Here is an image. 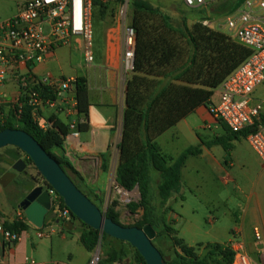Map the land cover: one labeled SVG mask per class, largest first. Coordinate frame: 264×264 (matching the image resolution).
<instances>
[{
    "label": "trees",
    "instance_id": "16d2710c",
    "mask_svg": "<svg viewBox=\"0 0 264 264\" xmlns=\"http://www.w3.org/2000/svg\"><path fill=\"white\" fill-rule=\"evenodd\" d=\"M243 1L227 0L220 7V14L231 12ZM96 5L93 0V6ZM211 10L217 13L215 8ZM130 26L136 32V44L133 70L124 88L114 181L126 192L131 193L137 189L139 193L138 202L127 204L130 212L142 210L140 221L132 227L142 229L151 226L156 231L152 243L154 246L155 242L166 245L165 254L155 248L163 257H170L167 264H212L215 259L230 264L232 256L222 246L207 245V253L200 258L196 255V249L187 247L182 240L173 237V224L167 219L170 209L166 205L180 191L181 171L187 159L198 155L199 150L188 149L176 160H172L162 155L155 141L198 108L210 107L215 90L249 57L250 51L229 36L202 25V22L188 26L182 20L175 26L167 16L139 1L131 3ZM74 85L76 110L78 114L87 117L89 104L86 80L76 78ZM33 90L42 96L48 94L40 86ZM20 93L17 105L4 120H0V132L20 130L30 135L91 201L82 191V181L71 164L62 156L55 155L70 134L68 126L51 116L41 127L33 119L34 108L29 104L27 96L22 91ZM262 122L264 124V116ZM220 125L225 136L213 143L220 145L226 153L231 150V141L246 138L251 132L247 130L235 134L223 124ZM79 127L80 131L87 129L86 124ZM27 163L33 165L28 158ZM153 174L159 179L156 183L159 214L156 213L153 200ZM58 198L61 205L65 206L62 199ZM116 205L112 203L104 214L120 225L114 211ZM97 207L100 208L99 205ZM18 210L21 217L12 222H4L6 230L19 233L30 228L24 213ZM72 219L77 220L73 215ZM82 227L79 242L88 253H92L99 243L108 238L84 224ZM108 247L107 258L100 264H145L139 253L127 243L112 239Z\"/></svg>",
    "mask_w": 264,
    "mask_h": 264
},
{
    "label": "built area",
    "instance_id": "2783aa9c",
    "mask_svg": "<svg viewBox=\"0 0 264 264\" xmlns=\"http://www.w3.org/2000/svg\"><path fill=\"white\" fill-rule=\"evenodd\" d=\"M16 14L0 22V88L8 76L18 79L20 92L28 98L34 108L33 119L36 121L43 108H55L66 115L76 113L75 99H65L64 94L73 92L75 79H63L45 76L38 79L32 68L54 57L55 52L64 47L81 45L84 60L88 66L94 62L92 8L93 0H15ZM188 8L208 10V7L221 0H182ZM121 28V47L123 53L122 70H133L136 32L126 22V9L119 13ZM223 29L229 37L250 51L249 57L239 65L215 90L218 102L210 107L209 113L216 122L226 126L231 133L250 130L246 136L249 146L264 164V111L260 102L253 95L264 84V0H244L223 18ZM202 25L209 27V21ZM48 91L46 96L35 92V87ZM21 96V93H20ZM60 102L66 108L57 106ZM69 106V107H68ZM68 107V108H67ZM44 127V126H41ZM69 132L77 138V125L70 123ZM115 192L125 199L128 193L114 186ZM51 199V213L55 218L40 229L34 227L31 232L37 240H50L72 223V214L61 205L56 193L46 188ZM130 202V201H129ZM1 244L10 248L22 238L30 236V230L12 232L0 224ZM239 231L233 230L231 240L223 249L231 256L230 264H254L246 253L243 243L238 239ZM257 253L264 255L260 234L254 230ZM261 247V248H259ZM100 243L91 253L88 264L101 263ZM24 264H41L25 258ZM68 264V263H53Z\"/></svg>",
    "mask_w": 264,
    "mask_h": 264
},
{
    "label": "rangeland",
    "instance_id": "374dc122",
    "mask_svg": "<svg viewBox=\"0 0 264 264\" xmlns=\"http://www.w3.org/2000/svg\"><path fill=\"white\" fill-rule=\"evenodd\" d=\"M139 1L147 4L152 9L158 10L162 15L167 16L171 23L178 26L182 20H185L188 26L197 22L214 21L210 28L216 31L220 30L223 24V18L226 14H220V7L227 1L221 0L208 7L205 10L197 8H188L182 0H106L104 4H99V9H111L116 18H120L119 13L122 8L126 9V22H131V3ZM215 8L217 13L209 12ZM17 9L15 0H0V22L14 16ZM93 48L92 54L94 62L97 63V54L102 49V36L92 24ZM58 51V50H57ZM58 57H61L63 70L71 72L80 61L83 63V47H64L58 51ZM58 75V74H56ZM129 77V76H128ZM254 99L260 102L264 111V84L257 88L254 93ZM213 101H217L214 96ZM13 110L11 105L7 109ZM8 109V110H9ZM222 134L218 130H198L189 140L179 139L176 147H187V149H202L201 143L206 144L211 141L214 135ZM212 154L227 161L222 171L214 169L208 162L207 155L203 158L198 155L187 159L183 169V186L180 197L177 201H170L169 207L178 216L177 223L173 225V237L175 231L179 238L186 241L187 244L196 249V255L202 258L206 253V246L219 244L222 247L231 238L232 230L239 227L238 218L246 200L252 196V247L255 243L254 230H256L262 240L264 249V164L249 146L245 138L231 142L230 152L226 153L222 147L213 146ZM22 161L26 167L23 172L18 173L13 170V165ZM159 179L156 177L152 187L154 205L159 214V198L156 193V183ZM43 178L39 175L33 165L27 163V157L24 153L14 147H7L0 150V186L3 195H0V208L2 211L10 209L17 210V203H20L28 189L40 186ZM112 184L111 192L114 195L112 203L117 204V221L123 227H132L140 221L142 210L130 212L127 204L139 201V193L135 189L128 193V199L117 194ZM130 201V202H129ZM109 201L99 204L100 209L105 213L112 204ZM74 232L72 234L64 232L65 241H59L61 229L57 228V234L52 237V259L59 260L62 263L68 262V254L75 253L77 259L82 264H88L91 255L86 252L78 241V234L83 231L82 224L78 220H72ZM35 239V238H34ZM37 240V239H36ZM36 243H39L36 241ZM112 242L107 238L100 243L101 260H106L108 246ZM155 246L162 252L167 253L166 245L155 242ZM261 248V247H259ZM51 247L45 245L41 260L48 259L51 254ZM258 253L252 252V260L257 264H264V257L259 258ZM36 262L40 258L32 255L28 256ZM124 264H129L125 262ZM212 264H225V260L215 259Z\"/></svg>",
    "mask_w": 264,
    "mask_h": 264
},
{
    "label": "crops",
    "instance_id": "0c3cea01",
    "mask_svg": "<svg viewBox=\"0 0 264 264\" xmlns=\"http://www.w3.org/2000/svg\"><path fill=\"white\" fill-rule=\"evenodd\" d=\"M105 2L106 0H97V3L99 4H104ZM99 4L92 8V24L102 36V49L101 52L97 54L96 64L88 66L83 58L84 62L82 63L80 61V63L68 73L63 70L61 57H58L57 54L58 51L63 49L60 48L55 52L53 58L32 68L33 74L38 79L49 75L63 79L84 78L86 80L89 104L87 117L78 114L77 110L76 113L66 115L65 112H58L55 108H43L40 110L35 122L40 126H44L49 117L55 116L66 126L70 123L77 125L79 131L78 137L74 138L70 133L65 138L62 149L56 151L55 155L62 156L71 164L72 168L82 181V191L86 193L91 201L97 206L104 202L109 201L112 203L114 201L111 187L112 184L115 183L114 172L118 161V145L121 137V115L124 109V88L126 80L131 76V73H125L122 70L123 53L119 20L113 14L111 9L100 10ZM209 12L213 13L211 9ZM209 22L211 26L214 21ZM220 27V30L223 31L218 32L229 36L223 29V25ZM76 47H81V45ZM214 96L217 97L215 93ZM214 96L211 99L212 105L210 107L215 106L218 102V97L216 102L213 101ZM19 97L20 88L18 79L14 76H8L6 82L0 88V120H4L9 115L11 110L9 108L8 110L7 107L11 105L13 108L17 105ZM64 98L68 100L75 99L74 91L65 93ZM57 105L60 109H62V107L66 108V106L64 107L60 102H57ZM210 107L198 108L194 113L179 122L175 127L158 137L155 143L162 155L172 160H176L184 151L188 150L186 146L181 148L176 147L179 139L190 141L200 129H214L216 131L221 129V131H223L220 123L216 122L210 115ZM81 124H86L87 129L85 131H80L79 126ZM224 136L225 132L223 131V135H214L211 141H208L206 144L201 143L202 149H200L198 155L200 158L207 155L210 165L218 171H222L224 169L223 167L227 166V161L222 159V157H215L212 154L211 148L213 146H220L213 142ZM231 142L229 143L230 146ZM224 163H226V165ZM183 169L181 171L180 191L183 186ZM156 177V174L152 175V187L154 186ZM42 185H44V181L41 186ZM32 189H34V187L28 189L26 195ZM180 191L178 194L174 195L166 205V207L170 209L167 219L169 223L173 225L177 223L178 216L168 205L170 201H177V198L180 197L182 192ZM2 192L3 190L0 186V195H3ZM26 195L23 196V199ZM18 205L19 203H17V210L10 209L7 212L2 211L0 208L2 214L0 224H4V222H12L16 218L21 217ZM117 207L118 206L116 205L114 208L116 213ZM51 219L52 218L47 216L44 224ZM238 221L239 227L235 228L239 231L238 239L243 243L247 255L251 261H253L252 252L257 254V247L255 243L252 247V196L246 200ZM72 225L73 224L71 223L61 230L59 239L61 243L65 241L63 235L64 232L69 234L75 233ZM28 230H30V236L22 238L19 243L10 248L4 247L1 244L0 234V264H24L25 258H29L28 256L32 255L40 258L39 263L41 264L62 263L59 260L52 259V238L50 240H36L31 232L34 230V227L30 225ZM174 236L176 239L182 240L187 247L193 248L187 244L185 240L178 237L177 231H175ZM79 238L80 235L78 234V241ZM35 240L39 243H36ZM230 240L231 238L227 242ZM45 245L51 247V256L48 259L41 260ZM214 245L219 244L214 243ZM89 254L91 255V253ZM262 257H264V255L259 256L260 259ZM67 260L68 264H82L78 261L75 253H69ZM253 263L257 264L254 261Z\"/></svg>",
    "mask_w": 264,
    "mask_h": 264
},
{
    "label": "water",
    "instance_id": "95a60500",
    "mask_svg": "<svg viewBox=\"0 0 264 264\" xmlns=\"http://www.w3.org/2000/svg\"><path fill=\"white\" fill-rule=\"evenodd\" d=\"M7 147H14L24 153L44 181V185L32 189L18 205L30 225L40 229L44 226L47 216L55 218L51 213V199L46 190L50 188L79 222L111 239L129 244L139 253L145 264H167L170 261V257H163L153 245L152 241L157 234L151 226L142 229L123 227L107 218L103 211L73 184L58 162L30 135L20 130L1 131L0 150ZM25 167L22 161H18L13 165V170L21 173Z\"/></svg>",
    "mask_w": 264,
    "mask_h": 264
}]
</instances>
